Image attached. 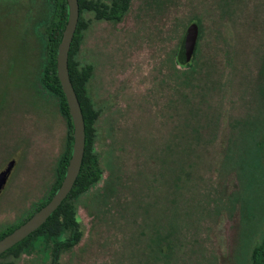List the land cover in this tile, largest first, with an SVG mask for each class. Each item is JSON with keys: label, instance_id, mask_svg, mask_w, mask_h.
Returning <instances> with one entry per match:
<instances>
[{"label": "rangeland", "instance_id": "obj_1", "mask_svg": "<svg viewBox=\"0 0 264 264\" xmlns=\"http://www.w3.org/2000/svg\"><path fill=\"white\" fill-rule=\"evenodd\" d=\"M43 5L45 0H0V171L14 160L0 194V230L46 196L65 147L67 125L58 100L34 81ZM190 23L198 26L188 123L196 131L186 132L189 143L181 148L174 52ZM79 59L94 66L88 88L102 109L96 148L103 179L111 173L114 190L93 216L89 199H80L83 237L57 264H246L263 218L243 206L258 188L264 194V96L255 98L264 60V0H132L120 21L90 27ZM31 82L38 88L35 131L28 123L29 134L11 151L10 139L27 120L13 116L5 128V93L13 106ZM215 114L221 115L216 129ZM234 127L238 140L231 148L242 162L225 178L228 203L213 219L205 211L215 204L221 183L219 145ZM45 256L33 251L17 264H53Z\"/></svg>", "mask_w": 264, "mask_h": 264}, {"label": "trees", "instance_id": "obj_2", "mask_svg": "<svg viewBox=\"0 0 264 264\" xmlns=\"http://www.w3.org/2000/svg\"><path fill=\"white\" fill-rule=\"evenodd\" d=\"M131 2L132 0H78L79 17L68 52V72L70 81L80 103L85 126V145L81 168L73 188L61 205L39 228H37L22 241L12 246L6 252L2 253L0 255V264H17V261L23 254H31L33 251H39L41 252V255H44L45 253V257H47V259H49V261L53 264L59 263L61 255L65 252L72 251L73 248L79 244L83 237V230L78 216V206L81 203L80 199L84 197L89 199L88 204L90 205L87 204L86 206L91 210L90 212L93 216L99 212L102 201H106L104 198L113 192L114 189L110 186V181L112 179L111 173L106 179H103L104 167L101 164V157L96 148L98 139V130L96 124L102 114V109L96 104L88 88V84L93 76L94 66L90 62L80 60L79 55L80 48L84 42L86 34L90 30V27L96 21H120L125 16ZM45 3L46 5H43L40 11V21H44V34L41 36L37 35L38 65L36 75H34V81H37L39 87L42 90L48 92L50 95H53L58 100L60 113L65 119L67 125L65 147L59 156L55 168V178L53 183L49 186L46 196L39 200V202L33 206L31 211L24 214L22 219L11 225H8L4 230H0V238L25 221L31 214L44 205L56 192L65 174L66 166L71 155L72 122L65 95L62 91V87L56 73L55 65L57 46L61 39L62 30L67 20L68 8L66 0H45ZM195 54L196 48L194 50L193 56L189 60H186L183 52H181V48L174 52L175 66L180 64V68L176 67L175 72V93H177L179 106L181 130L179 133L180 137L178 139L180 140L181 148L187 146V143H189L187 141V139H189V133L187 136L186 132L192 131V134L190 135H193V131H196L193 124H188L190 120L193 121L191 118L193 112V107L191 106L193 104L191 95L196 88L195 72L197 69L195 67L194 60ZM256 88L257 91L255 98H263V59L257 71ZM218 116L216 114L212 115V125L213 128L215 127V129L219 126V121H221L220 117ZM235 127L234 130L232 128L231 132H229V135H227L229 136V141L221 142L219 145L222 148L224 147V151H222V153H218V156L220 157L218 158L219 167L217 169L218 177L221 183L217 184L219 189H217V197H215L214 200L215 204L209 202L211 208H208L205 211V216H212L213 219H217L219 217L220 212L223 209L222 202L225 203V207L228 203V200L225 201L224 199V189L226 185L224 186L223 182L225 178L232 173L235 174V166L237 165V162H242L237 158V151L231 148V144L238 140V137L235 138L233 135ZM217 152H219L218 148L216 149L215 153ZM176 153L179 155L177 156L176 161L180 163V153ZM184 155L185 153L183 156ZM210 157V162L212 164L214 163L215 158L213 155ZM183 159L182 162H186V159ZM182 170L184 171L181 166L180 169H177L178 176L176 184H178L179 188L180 185L178 180L180 179L181 181L182 179ZM101 181L104 182V185L98 189L97 184H99ZM231 199L234 200L233 197H231ZM234 202L235 201L232 203ZM245 202L246 203L243 207L245 208L246 213H252L255 216V214L260 211L263 214V222L261 220L260 229L254 234L256 237L258 236V238L256 242L249 247L245 258V263L264 264V194L261 192V189L258 188L254 194V198H248L245 200ZM218 203H220L221 206L220 204L218 205ZM249 214H247V216ZM149 220L151 221L150 218ZM155 221V223L159 226V219L156 218ZM158 233L161 232L159 231ZM162 240L163 237L160 235L156 240H154L155 245L161 244ZM168 257L170 256L166 253V258Z\"/></svg>", "mask_w": 264, "mask_h": 264}, {"label": "water", "instance_id": "obj_3", "mask_svg": "<svg viewBox=\"0 0 264 264\" xmlns=\"http://www.w3.org/2000/svg\"><path fill=\"white\" fill-rule=\"evenodd\" d=\"M66 3L68 8L67 20L57 46L55 65L72 122L71 155L66 166L65 174L56 192L25 221L0 238V255L30 235L48 219L73 188L81 168L85 145V126L80 103L70 81L68 72V52L77 27L79 5L78 0H66ZM197 36L198 26L196 23H191L185 30L180 46L181 52H183L186 60H189L194 54ZM12 163L13 162L10 161L0 172V192L6 183Z\"/></svg>", "mask_w": 264, "mask_h": 264}, {"label": "flooded vegetation", "instance_id": "obj_4", "mask_svg": "<svg viewBox=\"0 0 264 264\" xmlns=\"http://www.w3.org/2000/svg\"><path fill=\"white\" fill-rule=\"evenodd\" d=\"M37 91H38V88L36 86H34L33 82H31L30 86L26 89L27 93L24 94L22 97H20L16 101V104L13 106H10V103H8V101L12 98L8 95V93H5V96H6L5 99H8L6 104H4V109L2 111L5 128L9 129L10 121L13 118V116L19 117L20 120H22L23 118L25 120H27V125L25 127L22 125V123L20 125H18L17 131L15 132V134L10 139V150L11 151L12 150L18 151L19 150L18 148H20V145L22 144L23 136L25 135V133H26V135L29 134V132H27L28 131V127H27L28 123H30V127H31L30 131H32V132L35 131L34 127H35V123L37 122V110H38V103H37L38 102V92ZM23 101L27 102V105L25 107L22 106ZM28 103H29V105H28ZM29 117H30V119L28 120ZM12 141H14L13 145L11 144ZM10 161L13 162L12 163V167H13L14 160H10ZM10 161L8 163H10ZM6 165L4 166V168L6 167ZM12 167L8 173V176L12 170ZM8 176H7V178H8ZM1 191H2V189H1ZM0 194H1V192H0Z\"/></svg>", "mask_w": 264, "mask_h": 264}]
</instances>
